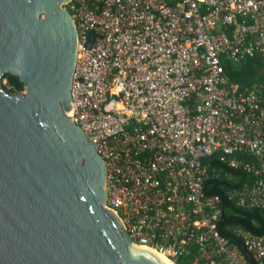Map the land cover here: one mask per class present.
<instances>
[{"label": "built area", "instance_id": "obj_1", "mask_svg": "<svg viewBox=\"0 0 264 264\" xmlns=\"http://www.w3.org/2000/svg\"><path fill=\"white\" fill-rule=\"evenodd\" d=\"M64 7L79 36L68 115L106 162L107 208L136 245L175 264H252L218 231L221 198L206 195L204 183L224 173L207 162L216 155L252 178L227 191L229 199L264 210V99L224 68L264 59V0H69ZM233 232L264 264V233Z\"/></svg>", "mask_w": 264, "mask_h": 264}, {"label": "water", "instance_id": "obj_2", "mask_svg": "<svg viewBox=\"0 0 264 264\" xmlns=\"http://www.w3.org/2000/svg\"><path fill=\"white\" fill-rule=\"evenodd\" d=\"M67 1L0 0V264H168L107 208L106 162L68 115L79 36ZM7 74L22 92L1 86Z\"/></svg>", "mask_w": 264, "mask_h": 264}, {"label": "trees", "instance_id": "obj_3", "mask_svg": "<svg viewBox=\"0 0 264 264\" xmlns=\"http://www.w3.org/2000/svg\"><path fill=\"white\" fill-rule=\"evenodd\" d=\"M224 68L230 81L255 90L264 99V59L261 56L249 58L239 65L225 61ZM4 79L7 80V84L3 87L10 93H19L24 90V84L18 77L7 74ZM208 159L207 162L217 165L224 172L220 177L208 179L204 183L206 195H218L221 198L222 215L218 221V231L232 243H238L248 258H251L252 264H258L253 255L244 248L243 240L233 230L242 228L256 235L263 234L264 210L262 208L246 209L239 207L227 195V191L241 187L245 182L251 181L252 178L243 170L231 169L224 165L217 159L216 155L210 156ZM227 173H231L232 177L229 178ZM177 264H188V260L186 258L178 259Z\"/></svg>", "mask_w": 264, "mask_h": 264}, {"label": "bare ground", "instance_id": "obj_4", "mask_svg": "<svg viewBox=\"0 0 264 264\" xmlns=\"http://www.w3.org/2000/svg\"><path fill=\"white\" fill-rule=\"evenodd\" d=\"M161 259H163L166 263L168 264H174L172 261H170L169 259L165 258L164 256L162 255H158Z\"/></svg>", "mask_w": 264, "mask_h": 264}, {"label": "rangeland", "instance_id": "obj_5", "mask_svg": "<svg viewBox=\"0 0 264 264\" xmlns=\"http://www.w3.org/2000/svg\"><path fill=\"white\" fill-rule=\"evenodd\" d=\"M7 84V80L6 79H4L2 82H1V86L3 87L4 85H6ZM177 263V262H176Z\"/></svg>", "mask_w": 264, "mask_h": 264}]
</instances>
